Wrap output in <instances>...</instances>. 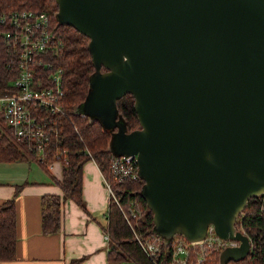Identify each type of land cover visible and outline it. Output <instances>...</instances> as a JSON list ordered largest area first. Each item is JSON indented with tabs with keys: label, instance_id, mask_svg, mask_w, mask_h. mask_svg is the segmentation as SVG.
Wrapping results in <instances>:
<instances>
[{
	"label": "water",
	"instance_id": "obj_1",
	"mask_svg": "<svg viewBox=\"0 0 264 264\" xmlns=\"http://www.w3.org/2000/svg\"><path fill=\"white\" fill-rule=\"evenodd\" d=\"M55 21L89 38L93 72L78 110L136 155L152 234L223 240L218 264L243 261L235 227L264 194V0H55ZM104 68V70H102ZM130 94L139 128L117 100Z\"/></svg>",
	"mask_w": 264,
	"mask_h": 264
},
{
	"label": "trees",
	"instance_id": "obj_2",
	"mask_svg": "<svg viewBox=\"0 0 264 264\" xmlns=\"http://www.w3.org/2000/svg\"><path fill=\"white\" fill-rule=\"evenodd\" d=\"M9 11H44L50 16L54 38L60 42L57 54L42 52L34 57L31 67L34 76L46 82L50 71L61 70L60 98L61 110L56 113L39 110L41 118L53 127L57 135L52 134L45 147L46 161L41 164L45 169L48 161L58 155L62 161V179L55 180L61 190L58 194H45L40 198L41 229L44 234L56 233L60 230L61 205L63 200L71 199L78 207L84 209L82 200V165L90 159L88 153L97 164L105 180L108 182L114 197H110L107 206V221L102 227L108 236L107 260L117 262H133L134 264H169L170 245L162 242L159 261H152L142 251L136 235L148 237L152 235V212L144 199L139 195L143 184L140 178L119 179L114 177L110 167L113 155L109 149L110 134L102 130L98 122L91 123L78 106L84 100L88 90V77L93 72L91 55L88 50L89 38L70 26L59 25L54 18L57 11L55 0H0V16ZM8 23L0 22V94H12L15 89L12 81L19 74L18 47L9 46L3 40V34L10 30ZM47 65L51 69L46 68ZM104 70V68H102ZM133 97L126 94L117 100V110L128 132L139 128V122L133 108ZM35 159L32 147L26 142L17 140L13 131L6 125L0 115V163H10ZM38 162V161H37ZM14 196L0 203V261H11L16 256V210ZM264 195L249 199L244 210L235 221V227L244 233L251 242V250L246 259L227 264H264V211L262 205ZM120 207L127 212L133 210L136 218L129 215L132 228L128 225ZM138 209L134 210L133 205ZM189 264H218V251L207 249L202 252L195 248ZM202 261L198 262L197 257ZM83 258L71 259L67 264H82Z\"/></svg>",
	"mask_w": 264,
	"mask_h": 264
},
{
	"label": "built area",
	"instance_id": "obj_3",
	"mask_svg": "<svg viewBox=\"0 0 264 264\" xmlns=\"http://www.w3.org/2000/svg\"><path fill=\"white\" fill-rule=\"evenodd\" d=\"M0 22L10 25V30L3 34V40L9 46L20 49L18 55L19 74L12 81V87L15 91L12 94H0V115L4 118L6 125L12 129L14 137L32 147L36 161L42 164L46 161L45 147L48 145V140L52 134L57 135V132L54 131L53 127L46 124L44 118H41L39 110L43 109L52 113L61 110L59 102L63 95L61 88L62 76L61 70L57 69L49 72L46 82H41L34 76L30 64L37 54L44 51L57 54L60 42L54 38L50 16L44 11H9L0 16ZM46 68L50 70L51 66L47 65ZM88 156L92 159L90 153H88ZM63 160L65 158L61 160L56 155L51 161H48L46 167H50L54 162H58L62 167ZM110 167L114 177L119 179L139 178L136 155H112ZM104 183L110 197H114L108 182L104 180ZM118 206L128 225L132 228L129 215L136 218V213L131 209L128 215L119 204ZM262 209L264 211V203ZM105 237L108 238L107 234ZM136 240L150 260L155 262L162 255L163 240L161 237L154 234L148 237L136 235ZM168 245H170L169 264H189V259L195 248L201 249L202 252L207 249L220 252L225 247L237 246L238 243L232 240L220 239L210 224L203 240L189 242L182 236L175 235ZM197 261H202V257L198 256ZM155 264H158V262H155Z\"/></svg>",
	"mask_w": 264,
	"mask_h": 264
},
{
	"label": "crops",
	"instance_id": "obj_4",
	"mask_svg": "<svg viewBox=\"0 0 264 264\" xmlns=\"http://www.w3.org/2000/svg\"><path fill=\"white\" fill-rule=\"evenodd\" d=\"M62 179V167L54 162L45 169L33 160L0 163V203L14 196L16 210V256L0 264H67L83 258L82 264H134L107 260L108 238L102 227L107 221L110 194L94 160L82 165L84 209L71 199L61 205L60 230L44 234L41 229L40 198L61 194L54 183Z\"/></svg>",
	"mask_w": 264,
	"mask_h": 264
},
{
	"label": "rangeland",
	"instance_id": "obj_5",
	"mask_svg": "<svg viewBox=\"0 0 264 264\" xmlns=\"http://www.w3.org/2000/svg\"><path fill=\"white\" fill-rule=\"evenodd\" d=\"M133 207H134V210H137L138 209V205L137 204H134Z\"/></svg>",
	"mask_w": 264,
	"mask_h": 264
}]
</instances>
